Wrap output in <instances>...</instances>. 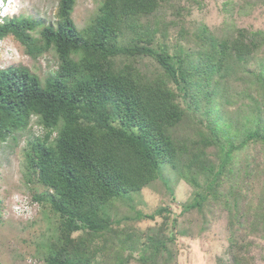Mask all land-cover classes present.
Instances as JSON below:
<instances>
[{
  "label": "trees",
  "instance_id": "obj_1",
  "mask_svg": "<svg viewBox=\"0 0 264 264\" xmlns=\"http://www.w3.org/2000/svg\"><path fill=\"white\" fill-rule=\"evenodd\" d=\"M169 1L100 0L83 30L71 19L75 0L58 1L55 23L23 16L0 20V40L13 37L34 60L50 50L57 57V70L44 84L24 67L0 69V142L26 130L32 118L44 132L27 142L25 167L44 189L33 199L49 205L57 220L44 264H172L175 224L166 225L165 209L140 215L165 218L146 232L119 226L111 216L115 202L126 203L164 170L195 188L182 211L213 199L241 229L240 219L252 210L244 231L264 232V208L242 195L263 171L251 156H238L252 144H264V132L259 125L226 122L217 108L231 79L244 85L255 79L264 104V32L228 29L220 39L202 25L191 40L198 49L184 48L179 41L188 32L180 13L200 0H179L185 4L172 11V20L160 12ZM252 60L256 68L247 70ZM211 147L217 149L210 158ZM226 174L231 183L222 193ZM255 195L264 205V184ZM229 240V264H250L241 249L249 251L253 242Z\"/></svg>",
  "mask_w": 264,
  "mask_h": 264
},
{
  "label": "rangeland",
  "instance_id": "obj_2",
  "mask_svg": "<svg viewBox=\"0 0 264 264\" xmlns=\"http://www.w3.org/2000/svg\"><path fill=\"white\" fill-rule=\"evenodd\" d=\"M58 1L8 0L3 10H0V18H3L0 20L23 16L30 20H40L45 25L55 23ZM249 1L251 3L246 4L244 0H200V4L193 5L192 8L186 7L183 10L182 7L180 23L188 33L186 40L179 42L185 46L184 48L198 49L195 34L202 25L211 33H217L220 39L223 33H228V29L264 32V3H262L264 0ZM184 4V1L172 0L165 3L160 12H165L168 19L172 20L174 19L172 11ZM99 5L100 0H75L71 19L78 30H83L90 24ZM2 15L5 17H1ZM192 39L195 41L191 42ZM261 57H264V50L259 54V58ZM149 62V60L144 61L145 64ZM10 66L28 69L44 84L46 78L55 73L58 63L54 50L44 53L35 60L31 59L26 55L23 47L9 36L0 40V69ZM246 67L247 70H252L256 68V64L252 60ZM244 81L247 82L248 79L244 77ZM227 85L226 92L221 95V105L217 107L223 120L233 125L245 124L251 129L259 125L264 132V104L263 101H259L261 95L257 89L260 87L256 88L255 79L246 85L240 80L235 82L231 79ZM249 97L253 98V101ZM255 100L260 103L257 109L253 104ZM200 119H203V124H209L206 117ZM43 133L36 119L32 118L26 130L14 134L13 139L9 137L5 143L0 142V264H44L42 256L47 249L48 241L56 236L57 220L50 211L49 205H42L33 199L44 189L35 181V177L28 175L32 182H27L25 168L27 142L41 137ZM216 149V147L208 148L207 156L211 158V152ZM238 156H251L249 161L254 158L258 169L263 171L256 178L250 179L245 187L250 192L246 194L244 189L242 195L248 196L247 202L251 206L264 208L261 204L263 200L255 195L259 192V186L264 184V144H252L241 150ZM162 174V178L139 194L131 195L126 203L121 201L114 203L111 216L119 222V226L130 225L137 231L146 232L158 227L163 222L162 219L166 218V225L174 222L175 227L172 229L174 241L170 247L175 259L172 264H229L226 251L230 245V237H243L246 241L253 242L249 251L247 248L241 250L251 259L250 264H264L263 230L260 229L262 231L252 236L250 232L247 234V231H244L248 228L245 222L249 224L255 212L253 213L252 210L248 212L247 220L240 219L245 225V228L241 229L239 222L230 217L220 201L214 202L213 199H209L200 209L182 211L183 205L192 202L195 188L178 176L176 178L170 171L164 170ZM197 183L204 190L203 179L199 178ZM230 183V176L226 174L222 177L218 190L225 193ZM218 196H221V193ZM218 199L222 201L221 197ZM244 202L240 204L241 211ZM160 209H165L163 213L165 218L160 216H156L154 220L140 218V215H149ZM167 227H170V224ZM130 264L137 263L131 261Z\"/></svg>",
  "mask_w": 264,
  "mask_h": 264
},
{
  "label": "clouds",
  "instance_id": "obj_3",
  "mask_svg": "<svg viewBox=\"0 0 264 264\" xmlns=\"http://www.w3.org/2000/svg\"><path fill=\"white\" fill-rule=\"evenodd\" d=\"M6 1H8V0H0V3H1L0 8H2L0 10H3V8L5 7L4 5L6 4ZM1 17H5V16L2 15ZM0 19H3V18H0Z\"/></svg>",
  "mask_w": 264,
  "mask_h": 264
}]
</instances>
